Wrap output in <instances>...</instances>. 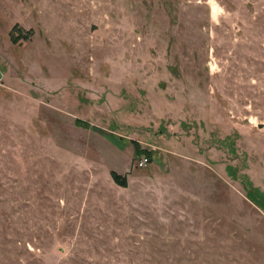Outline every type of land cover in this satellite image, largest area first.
Here are the masks:
<instances>
[{"label":"rangeland","instance_id":"obj_1","mask_svg":"<svg viewBox=\"0 0 264 264\" xmlns=\"http://www.w3.org/2000/svg\"><path fill=\"white\" fill-rule=\"evenodd\" d=\"M0 71V264H264V0H0Z\"/></svg>","mask_w":264,"mask_h":264},{"label":"trees","instance_id":"obj_2","mask_svg":"<svg viewBox=\"0 0 264 264\" xmlns=\"http://www.w3.org/2000/svg\"><path fill=\"white\" fill-rule=\"evenodd\" d=\"M112 177L119 185L127 186V177L126 175L119 174L117 172H112Z\"/></svg>","mask_w":264,"mask_h":264},{"label":"built area","instance_id":"obj_3","mask_svg":"<svg viewBox=\"0 0 264 264\" xmlns=\"http://www.w3.org/2000/svg\"><path fill=\"white\" fill-rule=\"evenodd\" d=\"M149 163V158L148 157H144L140 162L139 165L141 167L146 166Z\"/></svg>","mask_w":264,"mask_h":264},{"label":"water","instance_id":"obj_4","mask_svg":"<svg viewBox=\"0 0 264 264\" xmlns=\"http://www.w3.org/2000/svg\"><path fill=\"white\" fill-rule=\"evenodd\" d=\"M2 77H3V74H2V72L0 71V79H2Z\"/></svg>","mask_w":264,"mask_h":264}]
</instances>
